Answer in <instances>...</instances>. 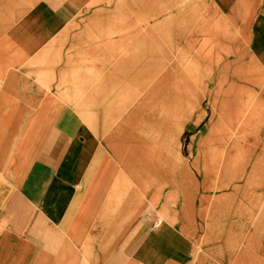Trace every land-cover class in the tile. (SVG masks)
Instances as JSON below:
<instances>
[{"label": "crops", "instance_id": "1", "mask_svg": "<svg viewBox=\"0 0 264 264\" xmlns=\"http://www.w3.org/2000/svg\"><path fill=\"white\" fill-rule=\"evenodd\" d=\"M107 1L0 0V264H264V0H205L214 73L227 61L250 91L214 74L216 119L187 157L168 128L177 62L161 86L146 64L148 102L131 110L145 128L121 120L107 141L59 86L106 77ZM161 2L125 0L127 20ZM138 70L121 99L140 95Z\"/></svg>", "mask_w": 264, "mask_h": 264}, {"label": "rangeland", "instance_id": "2", "mask_svg": "<svg viewBox=\"0 0 264 264\" xmlns=\"http://www.w3.org/2000/svg\"><path fill=\"white\" fill-rule=\"evenodd\" d=\"M124 1L109 0L96 9L102 10L100 13L103 15L100 22L103 24L104 53L108 66L106 77L102 72L104 70L86 73L78 81H73L72 78L67 81L64 76L59 86L65 89L67 94L70 92V97H75L100 140L107 141L109 137L117 138L121 120L125 121L124 125L130 126L134 119L137 127L145 128L142 116L139 120L131 110L134 107L140 114L142 112L139 105L136 107L137 101L140 104L148 102L142 99L147 93L146 85L142 84L146 83L147 65H150L149 68L157 75L153 78L154 84L161 86L163 65L165 64V69L169 70L170 64L177 62L175 70L180 71L177 78L181 76L180 79L183 80L180 89L175 91L179 83L172 86L173 102L170 109L173 111V123L168 128L174 137L177 136V154L187 157L192 152L194 155L199 152V144H194L192 148V143L197 141V138L195 140L194 138L202 129L209 126L208 124L211 126L216 119L214 74L220 77L231 94L235 95L236 92V97L237 94L244 96V88L250 90L243 86L242 79L236 80L237 74L230 73L228 79L227 61L221 65L218 73H214L211 23L215 21L210 18L209 2L163 0L160 3L161 12L154 11L153 7L150 13L146 14H142L140 10L141 14H135V17L140 19L128 21V7ZM93 51L96 52V42L93 44ZM93 56L96 61V54ZM153 65L154 67H151ZM191 66H196L195 76L187 69ZM109 68L113 70L109 71ZM138 68L140 95L138 97L131 95L130 98L124 95L121 99L126 88L132 89L138 85L136 82ZM167 76L168 74L162 81L167 79ZM148 86L151 84L148 83ZM79 92L85 93V96H78ZM212 92L214 94H211ZM149 107L156 108L157 103L153 101ZM249 112L251 114V111ZM181 114L188 116L184 127L180 124ZM159 127L163 129V126ZM207 146V152H211L213 156L217 151L214 141Z\"/></svg>", "mask_w": 264, "mask_h": 264}, {"label": "built area", "instance_id": "3", "mask_svg": "<svg viewBox=\"0 0 264 264\" xmlns=\"http://www.w3.org/2000/svg\"><path fill=\"white\" fill-rule=\"evenodd\" d=\"M160 222H161V220L158 221V223H160Z\"/></svg>", "mask_w": 264, "mask_h": 264}]
</instances>
